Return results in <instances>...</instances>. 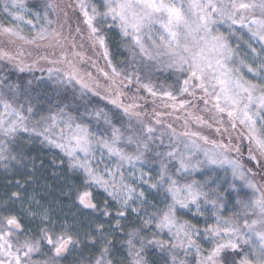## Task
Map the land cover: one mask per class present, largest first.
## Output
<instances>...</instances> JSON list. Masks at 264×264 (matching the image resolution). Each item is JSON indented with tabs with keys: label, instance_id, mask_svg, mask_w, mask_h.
Listing matches in <instances>:
<instances>
[{
	"label": "snow or ice",
	"instance_id": "obj_1",
	"mask_svg": "<svg viewBox=\"0 0 264 264\" xmlns=\"http://www.w3.org/2000/svg\"><path fill=\"white\" fill-rule=\"evenodd\" d=\"M67 9L78 14L74 33ZM0 13L7 18L0 19V61L20 72L43 61L52 65L50 77L78 85L82 99L91 93L118 110H89L86 103L73 115L65 103L32 120V81L0 78V167L22 178L0 201V264H62L85 244L99 245L88 264H151L153 251L163 264H264V0H35L31 7L26 0H5ZM237 26L248 40L236 34ZM114 30L127 41L122 68L109 52ZM233 38L247 45L252 63L239 56ZM85 41L102 50L109 71L80 51ZM29 47L47 51L33 57ZM85 62L106 85L82 67ZM158 68L172 70L175 83L157 85L152 76ZM141 91L151 97L152 122L144 119L149 114L138 102L146 101ZM194 101H203L212 122L189 110ZM177 110L185 113L183 132L162 119ZM84 117H94L95 124ZM190 121L214 129L220 139L192 131ZM153 125L168 130V145ZM34 138L59 149L53 164L61 171L52 176L63 178V187L56 191L79 216L53 212L35 193L25 195L41 179L49 187L43 161L25 154ZM234 138L247 142L246 156ZM131 146L134 151H127ZM65 173L78 182L68 183ZM100 191L104 199H98ZM26 199L39 210L24 207ZM116 230L126 236L119 262L109 239Z\"/></svg>",
	"mask_w": 264,
	"mask_h": 264
},
{
	"label": "trees",
	"instance_id": "obj_2",
	"mask_svg": "<svg viewBox=\"0 0 264 264\" xmlns=\"http://www.w3.org/2000/svg\"><path fill=\"white\" fill-rule=\"evenodd\" d=\"M61 4H68V3H75V0H58ZM68 11V24L71 25L72 31L74 33L75 27L77 24V15L72 12L71 9H67ZM0 19H4L5 22H7V18L3 16L2 13H0ZM68 28L67 25L65 26V32L67 33ZM86 34V33H85ZM77 41L79 42V37H77ZM41 52L47 51L46 49H40L36 50L35 52ZM84 53L86 57L91 58V60L96 61L97 65L100 68H103L105 71H109L107 64L103 57L102 50L97 47L96 49H92L89 44L85 41L84 48L80 49ZM34 57V56H33ZM111 58L113 60V63L119 68L121 64H118L117 58L114 57V55H111ZM28 63H31V59L28 60ZM124 66V65H123ZM52 67V65L47 64L45 62H40L35 69L32 71H25L20 72L17 68H15L12 64L8 63L7 61H0V78L6 77L7 80L11 82H18L21 84H26L28 80L32 81V84L28 86L32 93V104L35 108V116L32 117V120L39 119L41 115L48 116L50 113H54L58 111V107H63L65 103L69 104L70 106L66 109V111L72 112L73 115H79L80 112L84 111L85 104L87 103V108L89 110H92L94 108H104L106 111H109L110 113L112 111H118L114 108V106L110 105L107 101L100 99V97L93 96L91 93L88 94L87 97L81 98L79 93V86L76 85L73 87L71 84L67 83H60L58 82V78L54 76H49V73L47 72V68ZM83 67L86 68L85 70L92 72L93 76L97 78V80L100 82L103 81L104 83H107V81L103 78V76L99 75L96 72V69L91 67L90 62H85L83 64ZM45 69L44 71H41L40 69ZM50 80V81H49ZM106 85V84H102ZM133 90L135 88V85L132 86ZM142 96L146 97V101H139V103H142L144 105V108L141 109L142 111H146L149 115L145 116L144 119L148 122H152L154 120V117L151 115L153 104L151 97H149L146 93L141 91ZM102 94V93H101ZM199 94V93H198ZM103 95V94H102ZM183 99H191V97L185 95L182 97ZM160 103L159 101L157 102ZM195 107H190L189 109L198 112V116L203 117L205 121L212 122V113L209 111L204 110V103L203 101H194ZM211 107V105H209ZM78 109V111H77ZM113 109V110H112ZM157 111H172L171 109H162L157 107ZM176 113V112H175ZM27 115V113H25ZM225 124L224 127H229V131H231V128L227 122V116L224 117ZM122 119L127 120V117H122ZM91 120L92 124H95V118L94 117H84L83 122L88 123ZM165 122V120H164ZM119 125V121L116 122ZM166 124V123H165ZM101 126H103V122L101 121ZM154 127H158V125H153ZM219 126V125H215ZM163 129H166L165 127L160 126ZM163 129L157 128L156 136L159 137L161 132H164ZM167 130V129H166ZM214 130V129H213ZM168 130L164 133L163 141L164 145H168ZM215 133V137L217 138V133ZM236 133H233V136L235 137ZM25 139H27V136H25ZM225 140H226V134H225ZM159 142V141H157ZM233 143H239L241 147L242 153L246 156L247 154V142H239L235 138L233 139ZM124 147L123 145H121ZM127 151L132 152L134 151V146L126 148ZM161 151L168 150L167 148H161L159 149ZM53 150H50L46 146H43V144L40 143V141L37 138H34L31 143H29L25 149V154L28 157H36L37 163L39 164L40 161H43L44 167L54 165L53 160L57 161L60 158V156H56V154L52 153ZM155 169V167H153ZM53 172H59L61 169L57 167V165L53 166ZM156 170V169H155ZM45 171L48 176L52 175V172L48 169L43 170ZM42 171V174H44ZM68 181L72 178L71 175H68V173H65ZM50 178V177H49ZM22 179L20 176L14 174V170L9 168L8 170L0 169V183L2 182V185L5 186V192H12L16 191L17 188L15 186V180ZM53 179V180H52ZM61 181L62 178L57 177H51L50 180L52 183H54V180ZM78 182V180H76ZM11 182V183H10ZM23 182V181H22ZM61 183V182H60ZM55 184V183H54ZM53 184V185H54ZM38 185H42L41 181H39ZM35 185L29 186L28 191L26 194H28L32 188ZM55 186V185H54ZM2 191V190H1ZM2 195V194H1ZM4 197H7L6 193L3 194ZM127 229H125L126 231ZM119 231V230H117ZM120 232V231H119ZM120 236L122 238H120ZM166 238V237H165ZM109 239H112L114 241L113 244V259L119 262L121 256L123 255V248L121 246V241L126 240V236L123 235L121 232L119 235L113 234L109 237ZM98 247L93 248L91 246H85L81 247L78 250V253L74 250L72 255L68 256L66 260L62 261V264H88V260L90 257H95L98 253ZM149 259L151 264H163V260L160 255H158L155 251L151 252L149 255Z\"/></svg>",
	"mask_w": 264,
	"mask_h": 264
},
{
	"label": "rangeland",
	"instance_id": "obj_3",
	"mask_svg": "<svg viewBox=\"0 0 264 264\" xmlns=\"http://www.w3.org/2000/svg\"><path fill=\"white\" fill-rule=\"evenodd\" d=\"M26 2L28 3L29 7H31L35 3V0H26ZM4 4H5V0H0V8H2L4 6ZM21 26L25 27L23 25H21ZM221 30L225 31L226 28L222 27ZM29 32H30V29L25 27V33H29ZM236 34L237 35H243V39L244 40H248V35L246 34V30H241L238 26H237ZM108 35H109V52H110L111 55H114V57L117 58L118 64H121L119 68H122V67L125 66L124 62L129 58V53H128L127 49L124 47V44H126L127 41H124V40L121 39V37L118 34L117 30H114V31L110 32ZM231 43L233 44V46H235L237 43H239L240 44V47L238 49L239 56L241 58L245 59L248 63H252V53L249 50V48L247 47V45L243 43V41H238L237 39L233 38L231 40ZM252 44H253L254 47L259 49L260 45L257 42L252 41ZM28 50L32 51L33 52V56H35L36 52H35L34 48L29 47ZM82 67H83V65H82ZM84 69H86V68H84ZM245 75H247L248 78H251V76L249 74H247L246 71H245ZM1 78H4V77H1ZM152 79L157 85L160 84V83H165V84H168V83H173L174 84L175 83V77H174V75L172 73V70H166V69H163V68H158L157 70H155L154 75L152 76ZM99 83L101 85L102 84H107V83H104L101 80H100ZM125 91H128V90L125 89ZM102 94H103V92H102ZM131 94H132V92H129V95H131ZM140 95L142 96V93H140ZM186 99H188V98H186ZM125 102L128 103L130 101L126 100ZM189 110L192 111L195 115H198V112L193 111L191 109H189ZM177 116L182 117V119L177 120L176 119ZM184 117H185V113L183 111H181V110H177L176 113H174L172 116H164V117H162V119L165 120L166 124H172V126L174 128H176L178 132H183L184 131V127H183V124H184V119L183 118ZM190 123H191V130L192 131H199L203 135L208 136L210 139H214V140L220 139V136L218 134H217L218 137L217 138L215 137V133H214L215 131L213 129H209L207 127H200V126H198L197 124H195L194 122H191V121H190ZM160 126L161 125H158V127H156V128L163 129ZM163 131L165 133L167 130L163 129ZM37 139L40 141V138H37ZM43 146H46L50 150H53L52 153L56 154V156H58V157L59 156L61 157V153H60L59 149L51 148L47 144H43ZM53 166L54 165L44 167L43 170L48 169V170H50L53 173V170H52ZM137 167L139 168V165ZM0 169H4V168L0 167ZM128 171H132V169L129 168ZM144 171L148 172L149 169L148 168H144ZM155 171L156 170L154 168H152L153 175L155 174ZM44 172L45 171H43V173ZM42 175L47 177L46 183L49 185V187L48 188L43 187V185L45 184V180L41 179L40 181H41L42 185L41 186L40 185H35L32 188V190L28 194L25 193V195L26 196H30L33 193H35L36 199L40 200L41 204L44 205L45 207L51 208L53 212H56V213H68L69 215H71L72 213H77V215L79 216V213L77 212V209L75 207H69L68 206L69 205L68 198L60 197L58 195L57 191H56L57 188L63 187L62 180L61 181H57L55 179L54 180L55 184H54L50 180L52 175L48 176L46 173H44ZM68 175H71L72 178L75 177V180L74 179H70L68 181V183H72L74 181L77 182L76 180H79V177L73 176L70 173H68ZM2 182H3V180H2ZM2 182L0 183V201L7 199V197H4L3 194L5 195V193H6L7 196L11 194V192H5V186L2 185ZM64 190L66 191L67 189L65 188ZM104 198H105V196H104L103 192L100 191L99 194H98V199H104ZM149 199H154L155 200V199H158V197H156L154 195H149ZM14 207L19 209L20 208L19 203L14 205ZM24 207H26V208L30 207L32 211H38L39 210L38 207L35 204H29L27 199L24 201ZM113 211H115V205L114 204H113ZM182 215H183L184 219H191L192 218L190 215H187V214H182ZM103 222H105L106 224L107 223H111L113 225L115 224V220L108 221L107 218H104ZM122 223H124V222L122 221ZM29 226H32V225H29ZM200 226L203 227V223L202 222L200 223ZM119 233L120 232L116 230L114 234L115 235H119ZM120 238H122V237L120 236ZM85 246H89V245L85 244L82 247H85ZM97 247H98V245H97ZM93 248H96V247H93ZM78 250L79 249L75 250L76 253H78Z\"/></svg>",
	"mask_w": 264,
	"mask_h": 264
}]
</instances>
